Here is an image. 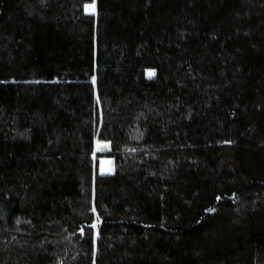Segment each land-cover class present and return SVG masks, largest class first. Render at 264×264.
Here are the masks:
<instances>
[{"label": "trees", "instance_id": "obj_1", "mask_svg": "<svg viewBox=\"0 0 264 264\" xmlns=\"http://www.w3.org/2000/svg\"><path fill=\"white\" fill-rule=\"evenodd\" d=\"M0 264H264V0H0Z\"/></svg>", "mask_w": 264, "mask_h": 264}, {"label": "rangeland", "instance_id": "obj_2", "mask_svg": "<svg viewBox=\"0 0 264 264\" xmlns=\"http://www.w3.org/2000/svg\"><path fill=\"white\" fill-rule=\"evenodd\" d=\"M87 11L89 12H93L94 9L93 7H89L87 9ZM109 150V144L107 143H102V142H98L95 144V153L98 154V153H104V152H107ZM102 160H100V163H101Z\"/></svg>", "mask_w": 264, "mask_h": 264}, {"label": "water", "instance_id": "obj_3", "mask_svg": "<svg viewBox=\"0 0 264 264\" xmlns=\"http://www.w3.org/2000/svg\"><path fill=\"white\" fill-rule=\"evenodd\" d=\"M100 173L102 176L111 175V163L109 161H104L100 165Z\"/></svg>", "mask_w": 264, "mask_h": 264}, {"label": "bare ground", "instance_id": "obj_4", "mask_svg": "<svg viewBox=\"0 0 264 264\" xmlns=\"http://www.w3.org/2000/svg\"><path fill=\"white\" fill-rule=\"evenodd\" d=\"M105 161H108V160H105ZM102 162H104V161H101V163H102ZM109 162H110V161H109ZM101 163H100V165H101Z\"/></svg>", "mask_w": 264, "mask_h": 264}]
</instances>
